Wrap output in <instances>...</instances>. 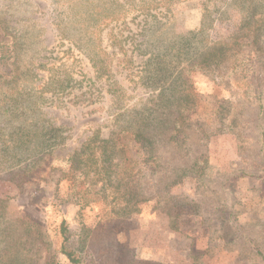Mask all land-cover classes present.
<instances>
[{"label":"rangeland","instance_id":"rangeland-1","mask_svg":"<svg viewBox=\"0 0 264 264\" xmlns=\"http://www.w3.org/2000/svg\"><path fill=\"white\" fill-rule=\"evenodd\" d=\"M96 134L132 163L70 167ZM63 226L80 264H264V0H0V264H72Z\"/></svg>","mask_w":264,"mask_h":264},{"label":"trees","instance_id":"trees-1","mask_svg":"<svg viewBox=\"0 0 264 264\" xmlns=\"http://www.w3.org/2000/svg\"><path fill=\"white\" fill-rule=\"evenodd\" d=\"M155 61V60H154ZM153 61V58L149 59V61L145 62L144 68L145 70L150 68V64L152 63L153 65H155L154 70H158V61ZM196 65H192L190 67H194ZM184 68H182L179 71V74L183 73ZM143 123V122H142ZM174 131L176 130V127H174L173 129ZM126 130L123 129L122 132H125ZM132 134H135V138L138 141L139 138L143 135V131L141 130V124L140 125H135V127L133 128V130H131ZM144 136V135H143ZM119 141L118 137H114V138H110V139H103L100 138L98 136V134L94 135L93 137H89L87 138L82 144L79 150H77L75 152L74 155L69 156L67 159H65V161L67 163L70 162V167H73L74 170H80V174L87 176L90 172V169L87 170V168L85 167V164L90 165V161H92L94 159V162L92 163H98V164H102V163H107V162H111V165H119L120 163H124L127 162L128 165H130L133 161V159L130 156H124L122 155V159L119 160L117 163H113L112 161V157L116 156V148H117V143ZM97 147V148H101V155H98L97 157H94V152H89L90 149ZM120 150L123 151L124 153L126 152V149L124 147V145L122 144L120 147ZM85 157V159H84ZM65 172V171H64ZM97 193H100V191H97ZM137 203H131L130 200H127L125 205H123V207L120 208V210L115 211L116 213H119L121 215H125L126 217L131 215V213H133L134 209L136 208ZM62 235H63V241L60 247V252L67 257V259L72 263V264H80V258L78 257V255L75 253V250L71 249L68 247L67 242H68V235H66L67 233V229L63 226L62 227ZM1 252V250H0ZM142 263L144 264H148L149 262L147 261H143Z\"/></svg>","mask_w":264,"mask_h":264}]
</instances>
